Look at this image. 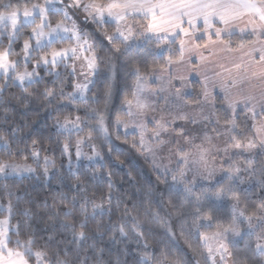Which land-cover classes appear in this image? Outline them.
<instances>
[{
    "label": "snow or ice",
    "instance_id": "snow-or-ice-1",
    "mask_svg": "<svg viewBox=\"0 0 264 264\" xmlns=\"http://www.w3.org/2000/svg\"><path fill=\"white\" fill-rule=\"evenodd\" d=\"M0 264H264V0H0Z\"/></svg>",
    "mask_w": 264,
    "mask_h": 264
},
{
    "label": "trees",
    "instance_id": "trees-1",
    "mask_svg": "<svg viewBox=\"0 0 264 264\" xmlns=\"http://www.w3.org/2000/svg\"><path fill=\"white\" fill-rule=\"evenodd\" d=\"M90 28L92 26H89ZM109 31H111V29L109 28ZM235 39V38H234ZM42 88V86H41ZM10 92H15V93H19V90L16 88H11L9 90ZM119 101H120V97L117 98L116 100V105L117 107H119ZM39 109V102L31 104L28 106L27 109L23 110L25 112L24 115L19 116L18 118L23 120V121H27V122H35V121H39L38 124H36L37 127L43 128L45 121L47 120L48 123H50L51 118L47 117L46 113L41 110L39 112V115H37V110ZM117 113H113L112 119L114 120L116 118ZM123 139V137H122ZM129 139H131V137H129ZM120 143V142H118ZM124 147H127L126 145H124ZM31 162V161H29ZM61 163V158L59 153H56V164L57 167H59ZM138 165L142 166L143 169V176H142V181H147L149 179L151 180H155V176L154 174L151 173L150 171V167L146 164L143 163L142 160H137ZM66 167V164H65ZM122 174V173H121ZM27 183V182H26ZM34 183L36 184L37 187V191L40 192L41 196L47 194L49 199L51 200L52 196L55 195L56 193V184L55 182L52 183V186L49 188L47 184H44L43 187H41V184L43 183L42 181H34ZM250 195H254L252 193H250ZM180 246L184 248L185 251H188V249L186 248V246L183 243V240H180ZM190 255V253H189Z\"/></svg>",
    "mask_w": 264,
    "mask_h": 264
},
{
    "label": "rangeland",
    "instance_id": "rangeland-1",
    "mask_svg": "<svg viewBox=\"0 0 264 264\" xmlns=\"http://www.w3.org/2000/svg\"><path fill=\"white\" fill-rule=\"evenodd\" d=\"M198 59L195 58V56H193L192 60H191V64L190 65H180V66H176L173 69V72L175 74H183V75H188L189 76V84L191 85L190 87V91L192 89L198 90L199 89V79L200 77H198L196 75L195 72L192 71V68H195L198 65ZM177 86H179V82H176ZM189 128H191V125H188ZM225 142V138H221L218 140H215L214 143H216L219 146H223ZM85 151H88L87 148L84 149ZM162 155L167 156V151L165 150L164 153H162ZM172 159L174 160L175 157H172ZM224 159H226V157H224ZM221 157H218L216 160V164L219 165L221 163ZM217 175H219V172H217Z\"/></svg>",
    "mask_w": 264,
    "mask_h": 264
}]
</instances>
